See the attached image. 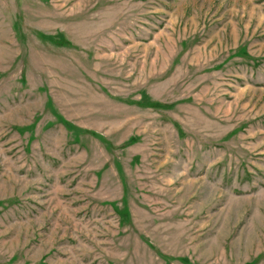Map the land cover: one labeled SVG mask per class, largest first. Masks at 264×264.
I'll return each instance as SVG.
<instances>
[{
  "label": "rangeland",
  "instance_id": "374dc122",
  "mask_svg": "<svg viewBox=\"0 0 264 264\" xmlns=\"http://www.w3.org/2000/svg\"><path fill=\"white\" fill-rule=\"evenodd\" d=\"M0 264H264V0H0Z\"/></svg>",
  "mask_w": 264,
  "mask_h": 264
}]
</instances>
